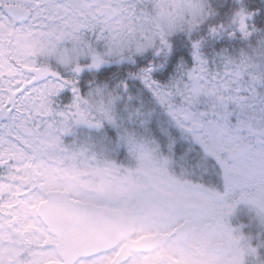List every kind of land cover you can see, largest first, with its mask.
<instances>
[{"label": "snow or ice", "instance_id": "obj_1", "mask_svg": "<svg viewBox=\"0 0 264 264\" xmlns=\"http://www.w3.org/2000/svg\"><path fill=\"white\" fill-rule=\"evenodd\" d=\"M0 264H264V0H0Z\"/></svg>", "mask_w": 264, "mask_h": 264}]
</instances>
